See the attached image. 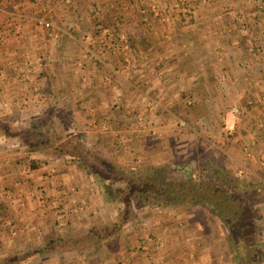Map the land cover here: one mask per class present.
<instances>
[{"label":"rangeland","instance_id":"1","mask_svg":"<svg viewBox=\"0 0 264 264\" xmlns=\"http://www.w3.org/2000/svg\"><path fill=\"white\" fill-rule=\"evenodd\" d=\"M0 1L3 3L0 5V16L12 13L13 7L8 3L10 0ZM122 1L126 2L127 13L132 11V21L116 26L102 25L109 27L107 29L110 32L119 28L133 33L137 28L138 33L148 31L151 35H143L141 40H134L135 37L115 39L108 37L109 33L104 30L106 34L101 41L107 42L111 45L108 48L115 50L111 55L115 57L119 67L114 65L111 75L102 74L100 79L94 73L98 72L96 62L104 56H96L87 49L86 56H81L79 63L72 55V51L77 50L80 45L83 49L86 45L92 47L89 39L79 37L51 41L49 33L56 27L59 30L64 28L65 24L61 22L56 23L54 28L52 25L50 29L31 24L25 27L26 30L19 37L9 31L0 39V194L3 192L0 199L4 200L6 213L5 231L0 232V264H44L39 261L37 254H29L33 247L21 244L23 240H29L30 244L39 246L35 239L40 227L33 226L29 231L31 236H23L21 230L17 237H13L8 228L13 223H10L7 216L17 217V226L32 225L37 223L38 217L35 218L32 214V218L26 221L23 215L25 210L32 213L46 207L48 214H53L52 229L48 231L52 236L50 238H53L59 234L54 229L59 222L55 220L60 215L59 210L70 208V201L72 206L76 205L74 199L69 201L71 197H67L71 194V189L74 194L79 192L76 195L79 197L82 193L94 192L99 197L98 192L104 193L96 182L94 172L79 168L73 154L74 147L79 146L76 145L78 142L96 158L102 156L110 159L114 163L112 171L124 178L129 177L132 174L131 168L135 167L136 175L141 174L136 180L141 182L144 178H149L154 181L155 176L146 171L159 167L162 168L159 176L157 175L159 183L172 184V188L183 193L189 190L186 175L191 176L195 181L202 182L197 186L203 189L201 193L204 195L217 191L215 203L221 213L226 209L220 202L228 203L230 210L223 214L225 217H239L238 226L234 230L236 242L239 243L235 244L230 237L229 228L208 207L187 204L189 202L185 201L169 207L156 201L144 200L136 193L132 199L133 212L123 224L126 231H123V227L115 231L114 235H120L121 239H113L114 251L135 253V243L144 239L141 237L144 233H149L151 225L158 221V215L165 213L166 217L165 211L177 208L190 213L188 216L193 222L187 220L188 226L192 227L188 231L189 237L202 241L204 235V244L213 249V257L205 253L199 255L196 261L203 264H264V151L255 150L253 146L256 141L253 142L254 139L250 136L252 127L257 132L255 140L257 136L260 137V133L264 139V119L257 120L252 125V119L247 114L252 107L254 110L262 106L264 108L263 83L255 86L258 80L264 79V0H255L254 3L251 1L255 6L248 8L253 19V37L248 40V63L243 61L246 65L252 63L253 68L263 64L258 68L260 71L256 68L254 69L257 71H249L250 76L254 72L253 74L260 73V77L256 76L255 81L247 78L245 85L240 82L238 88L225 86L226 76L223 86L219 81V86L214 85L215 81L212 80L207 88L201 81L193 88H188L182 83L178 84V79L173 85L169 80L167 83L170 86L167 87L166 81H162L159 76L160 73L163 77L166 76V65L178 62L179 58L183 61L181 52L177 55L179 58L174 55L176 42L173 41L177 37H173L184 31V20H191L193 15L190 13V8L195 5L193 2L198 3L200 0H141L138 9L133 6L134 0ZM143 15L146 19L142 20L140 16L144 17ZM238 15L243 16L242 13ZM242 19L246 20V17L240 18L242 24L234 26L235 33L246 29L242 26L245 24ZM0 22L1 29L6 23L3 19ZM188 24L190 22L186 23ZM72 33L77 34L75 31ZM100 42L97 41L101 45ZM113 43L116 45H112ZM132 47L143 49V52L140 55ZM221 58L226 59L227 56L216 54L211 61L201 60L196 64L205 70L211 65L206 71L209 76L210 72L216 70L214 65L224 64ZM140 59L143 62H139ZM184 60L187 62V59ZM91 63L95 67H89ZM155 64L163 67L160 73H157ZM120 66L122 70L119 69ZM252 81L255 85L248 87ZM90 82H94L92 85L97 86L96 90L91 91L90 85L85 86ZM72 85L79 86L75 100H78L77 104H81L79 106L73 102L75 113H70V104L62 103L63 99L70 100ZM108 85L111 86L109 91ZM223 91L228 93L221 96L220 101L216 100L217 93ZM59 97L61 101L58 107L64 108L62 112L56 109V113L53 105ZM76 108L79 109L77 113ZM2 127L8 132H12L9 131L11 128L15 129L16 133L7 134ZM31 133H37L36 136L40 139L46 137L51 144L44 146L39 142L37 148L30 149L27 139ZM259 147L264 148L262 145ZM206 159L217 164L218 169H213L215 172L221 173L223 169L226 178L236 180L238 189L232 191L224 183L225 179H216L220 174H213L211 169L208 178H205L203 163ZM32 161L43 163L31 171L29 166ZM179 165L182 170L171 172L172 167ZM106 183L112 189L107 195L111 196L109 200L112 205L107 204V209L124 208L123 202L112 200L118 194L117 188L124 186L123 179L111 177ZM195 188L192 191L196 196L200 190ZM58 191L62 192L59 194ZM53 192L56 196L50 195ZM99 202L97 198V205ZM82 204L83 201L80 200L77 205ZM18 214L23 218L19 219ZM82 222L85 223L84 220ZM70 224L69 222L66 226L70 227ZM14 228L17 229L16 226ZM199 228L202 233L200 235L197 234ZM220 238L223 241H219ZM130 244L132 247L128 246ZM119 245L125 247H117ZM12 254L23 258L1 262L6 255ZM185 256L190 258L189 255Z\"/></svg>","mask_w":264,"mask_h":264},{"label":"crops","instance_id":"2","mask_svg":"<svg viewBox=\"0 0 264 264\" xmlns=\"http://www.w3.org/2000/svg\"><path fill=\"white\" fill-rule=\"evenodd\" d=\"M251 1L253 2L255 0H250V2L247 0H200L198 3L194 1L193 3L195 5L190 8V13L193 14L191 20H184V31L178 34V36L175 35L173 37H177L175 38L176 40L173 41L176 42L174 44V55L177 56L181 52L184 59H187V62H184V59L181 61L177 56L179 58L178 62L168 64L164 67L167 77H163V74L160 73L161 70H163V67L158 64L154 65L157 66L155 69H158L157 73H160L159 76L160 78L162 77L161 80L164 82L166 81L165 85H167V87L170 86L167 83L169 80L171 85H173V83L176 84V81L179 80L178 84L182 83L188 88H193L194 85L198 84L197 82L201 81L202 85L207 88L209 87V83L213 80L215 81L214 85L217 84V86H219V82H221L223 86L224 84L222 82L224 76L227 77L225 86L229 85L237 88L240 82L245 85L247 78H249V81H255L254 78H256V76L258 77L260 73L253 74L254 72H251L250 76L249 71H257L259 67L261 68V66H263V64L258 65L257 67L254 66L257 70L252 67V63L247 65L243 64V61L247 62L246 56H249L248 51L250 49L247 47L248 40L253 37V19L250 17L251 14L249 13L250 10L248 8L255 5L252 4ZM141 2V0H134L133 6L138 9ZM8 3L13 7V10L12 13L5 17L2 15L0 16V19H3L6 23L0 29V39H3V35L9 31H13L19 37L21 36V33L26 30L25 27L31 24H34L37 27L39 26L40 28L50 29L52 28V25L54 28L56 23L61 22L65 24L63 25L64 28L59 30L56 27L55 30L53 29L49 33L51 41L56 39L58 41L59 39L72 40L79 37L89 39L92 47L86 45L83 49L80 45L77 50L75 49L72 51V55L77 58L79 63L81 61L80 57L86 54L87 49L96 56H104L103 58H100L101 60L99 59V62H96L98 63V72L94 74H96V77L99 79L102 74L106 75L107 73V75H111V71L114 70V65L117 64L119 67V63L115 61V57L111 55L115 50L109 49L111 45L107 42L105 43V41H101L102 37H104L103 35L106 34L104 30L109 33V35L107 34L108 37L112 36V38L115 39L124 37L130 39L131 37H135L134 40H141L142 37L151 35L148 31L138 33L139 31H137V28L134 29L133 33L131 30H120L119 28V30L115 28V31L110 32L109 29H107L109 27L105 28L102 25L109 24L110 26L111 24H115L116 26V24L120 23H122V25L126 24L128 20L132 21V11L127 13L125 10L126 2L122 0H10ZM2 4L3 3L0 1V5ZM238 13H242L243 16H239ZM242 17H246V20L242 19L245 23L242 26L246 29L242 32L236 31L235 33L234 26L243 23L240 21V18ZM141 18L142 20L146 19L145 16H140V19ZM40 19L48 21L51 25L47 28L40 25L38 23V20ZM187 22H190V24L186 25ZM7 27L8 29H4ZM72 31L77 32V34H73ZM97 41H101V45L97 43ZM106 44L107 46H105ZM112 45L116 44L113 43ZM135 45L137 46V44ZM112 48L116 49L115 46H112ZM132 49L138 54L143 52V49L138 47H132ZM167 50L169 51V48ZM45 53L46 52H44V54ZM216 54L221 56L225 55L227 58L220 59L224 64H221L220 66H218V64L214 65L216 70L213 73L210 72L209 77L206 75V71L209 70L211 65L205 70V68H201L196 63L201 60L211 61ZM241 54L244 56H240ZM141 61L143 62L142 59H140L139 62ZM218 61L219 60H216V62ZM239 61L241 66L238 65ZM89 67H95L94 63H91ZM119 69L122 70V67L120 66ZM262 74H264L263 70ZM260 82L263 83L264 86V79H260L256 82V85L253 81L251 83L249 82L248 87H253L254 85L260 86L262 85ZM93 83L94 82L84 84L86 87L87 85H90V88L92 87L90 90L92 91L93 89H97L96 85H92ZM100 86L102 87V84H100ZM77 87L79 86H71L69 92L71 95L70 100H62V103L65 102L71 105L70 113H75L72 105L74 106V104H76L81 106V104H77L78 100H75V97L78 95L76 91ZM110 89L111 86L108 85L107 90L109 91ZM260 91H262V89ZM227 93L228 92L224 91L217 93L215 99L220 101V97ZM253 99L255 98L253 97ZM59 101H61L60 97L56 99L53 105L55 108L54 112L56 113L57 110L62 112L64 108L62 106L58 107ZM254 109L255 108L252 107V109L250 108V111L247 112L252 119V125L257 123V120L262 121V119H264L263 106L260 109ZM78 110L79 109L76 108V113ZM250 128L252 130L250 136L253 137V142L256 141V144L253 147L255 150L264 151V148L259 147L261 145L264 147V139H262L261 133L260 137L257 136V140H255V134H257V132L255 128ZM61 192L62 191H58L59 194ZM70 193L71 194L67 197H71L69 201L74 199L76 205L72 206V202L70 201V208L59 210L60 215L58 214L55 219L56 221H59L57 222L59 225L57 224L58 226L56 225L54 227V229L59 232L58 236L54 235L53 238H50L52 236H50V233V235L48 234V231L52 229L51 220L53 214L51 212L52 215L48 214V209H46V207L33 211L32 213L25 210L26 212L23 213L25 220L32 218L33 215L35 218L38 217L36 224H21L24 225V227L15 224L8 226L11 234L14 235L13 237H17L21 230V233H24L23 236H31L29 231L32 230V227L37 225L40 227L38 230L39 233L35 239L37 245H39L37 246L38 248L34 249L35 244H30L29 240H26V242L23 240L21 244L25 246L27 245V247H33L29 254H32V256H34L33 254H37L39 261L44 264H188L190 262L203 264L201 261H196L198 256L205 253L211 256L213 253L212 248L206 246V243L204 244V235L202 241H200V239L196 241L192 236L189 237L190 234H188V231H191L192 227L188 226V224L189 222H193L188 216L190 213H186L177 208L165 211L167 213L166 217L165 213H162L163 215L159 214L158 218L156 217L158 221L151 225V229L148 230L149 233H144L141 236L144 239L139 240L137 244L135 243V253H133L134 251H131L130 254H126V250L116 252L112 249V246H115L113 239H118V241H120L121 236L118 234L114 235L116 233L115 231L119 228L122 229V227L125 228L123 231H126V226L119 224L121 219L120 208L110 207L107 209V204L109 206L112 204L108 196L104 193L101 194V192H98L100 197L94 192L89 194L82 193L79 197L76 196L79 192L74 194L72 189ZM54 194L55 192L50 193L51 196ZM63 197H66V195H63ZM97 198H99L100 201L98 205ZM80 200L83 201L82 206L77 205ZM18 215L20 216V214ZM20 218L22 219L23 217L20 216L19 219ZM188 219L189 222H187ZM49 220L50 222H48ZM67 220L68 222L65 223L64 221ZM83 220L85 223L82 222ZM80 221L82 223H80ZM69 222L71 223L69 225L70 227H67L66 224ZM180 225L182 228H179ZM14 226H16L17 229H15ZM192 233L194 234L195 232L193 231ZM197 234H202L201 228H199ZM51 240L55 241L53 245L49 244ZM131 245L132 244L128 246L130 247ZM117 247L122 246L119 245ZM123 247H125V245H123ZM185 255H189L190 258H187ZM27 256L28 254L26 257ZM205 264H209V262H205Z\"/></svg>","mask_w":264,"mask_h":264},{"label":"trees","instance_id":"3","mask_svg":"<svg viewBox=\"0 0 264 264\" xmlns=\"http://www.w3.org/2000/svg\"><path fill=\"white\" fill-rule=\"evenodd\" d=\"M0 127H1V124H0ZM2 130L7 134L12 133V132L16 133V130L15 129L13 130L12 128L11 130H9L12 132H8V130H6V128H3V127H2ZM36 134L37 133L35 134L31 133V135L29 134L30 136L28 135L29 137L27 141H28V146L30 147V149L33 150L37 148L39 142H41L40 144L44 146H48V144H51L49 139H47L46 137L44 139L42 138L40 139V137L36 136ZM76 145H79V146L74 147L73 154L77 158L79 168H82L83 170L90 169L92 170V172H94L93 174L95 176L96 182L98 183V185L101 186L104 194L109 195V193L112 190L110 185L106 183L107 179L111 177H115V179L122 178L123 182H125L124 186L122 185L119 188H117L116 190L118 192L117 196L116 197L113 196L112 198V200L114 201L119 200L120 202L124 203V208L120 209L121 210V219L119 223L120 225H123L125 221L128 220L131 213L133 212L131 208L132 205L134 204L132 199L134 198L136 193H139V195H141V198H143L144 200H150V202L156 201V202L161 203L164 206H169V207L175 206L182 201H185L186 203L189 202L187 204H193V205L202 204L208 207L209 209H211L214 213L218 214V217H220L222 222L229 228V234L231 235L230 237L232 238V242L235 244L239 243V242H236L235 232H234L235 228L238 226L237 222H238L239 217L237 216L236 217L235 216L225 217L223 214L226 213L228 210H230L228 203L225 204V202H220V204L223 205L226 209L225 211L221 213L219 209L217 208V204L215 203L217 191L214 190L213 191L214 194H211L208 196L204 195L203 193H201L203 189L198 187L202 184L201 181L200 182L195 181L196 179L191 178V176L186 175L188 179L186 180V182L188 184L189 190L187 192L184 191L182 193V192H177L174 188H172L171 187L172 184L159 183L158 176L162 171V168H159V167L151 168L152 170L146 171V173H149L150 175L155 176L154 181L149 178H144L141 182L136 180V178L139 177L138 175H141V174L136 175L137 170L135 167L131 168L132 174L130 173L129 177L124 178V176H118V174L112 171L113 170L112 166L114 165V163L112 164L110 159L104 158L102 156L96 158L95 156L91 155V152L87 148H84L83 145H81L79 142ZM57 150L58 148H56V151ZM59 151L63 152L60 149ZM41 163L43 162L32 161L31 165L29 166L30 167L29 170L31 169L35 170V168L42 165ZM203 164H204L203 169H204L205 178H208V175L210 174L209 169H211L213 174H220L219 176L216 177V179H223V180L225 179L224 183L227 185L228 188L232 189V191L233 190L236 191L238 189L237 185L235 184L236 180H233L231 178H226V172H224L223 169L221 173H217L213 170V169H218L216 163L211 162L210 160L208 161L206 159V161H204ZM179 169L182 170L181 165H179L176 168L172 167L171 172H174L175 170H179ZM194 187H196L195 189L200 190L198 191L199 195L195 196V193L192 191ZM110 197L111 196H108V198ZM225 200L227 201V199ZM3 201L4 200L0 199V232L5 231V227H6V224H4V217L6 216V213L4 210L5 203ZM10 217L11 216H7V218L10 219L11 221L10 223L15 224L16 221H18L17 217H13V218L12 217L10 218ZM232 222H235V223L232 224ZM219 241H223V239L220 238ZM1 242H2V239L0 237V243ZM216 242H218V240ZM54 243L55 241L51 240L49 244L53 245ZM36 248L37 247H35L34 249ZM211 256L213 257V254H211ZM19 258L22 259L23 257H14L13 254L10 256L6 255L1 262L2 263H4L5 261L12 262L13 260H16Z\"/></svg>","mask_w":264,"mask_h":264},{"label":"built area","instance_id":"4","mask_svg":"<svg viewBox=\"0 0 264 264\" xmlns=\"http://www.w3.org/2000/svg\"><path fill=\"white\" fill-rule=\"evenodd\" d=\"M38 23L40 24V25H43L44 27H49L51 24L48 22V21H45V20H43V19H40V20H38Z\"/></svg>","mask_w":264,"mask_h":264}]
</instances>
